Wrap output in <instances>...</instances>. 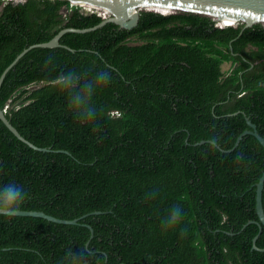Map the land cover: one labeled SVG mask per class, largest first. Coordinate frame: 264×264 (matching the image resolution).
Segmentation results:
<instances>
[{
    "label": "trees",
    "instance_id": "1",
    "mask_svg": "<svg viewBox=\"0 0 264 264\" xmlns=\"http://www.w3.org/2000/svg\"><path fill=\"white\" fill-rule=\"evenodd\" d=\"M101 19L68 0H0V74L29 44ZM60 42L75 50L32 47L1 82L11 123L52 149L29 146L0 119V186L27 193L21 209L79 219L0 215V264H59L69 248L85 249L90 264H264V249L252 247L264 147L247 133L224 150L249 128L246 116L264 136V26L142 9L131 28L111 21ZM230 57L241 64L223 77ZM69 70L81 83L101 71L112 77L93 97L91 122L67 109L56 83ZM177 204L184 218L165 231ZM255 243L264 247V225Z\"/></svg>",
    "mask_w": 264,
    "mask_h": 264
},
{
    "label": "water",
    "instance_id": "2",
    "mask_svg": "<svg viewBox=\"0 0 264 264\" xmlns=\"http://www.w3.org/2000/svg\"><path fill=\"white\" fill-rule=\"evenodd\" d=\"M70 5L73 0H68ZM87 2H95L100 3L102 6L106 5V8H103L102 13L99 15L102 16V19L94 25L86 26V27H74L67 26L60 28L51 38L45 41H39L35 43H31L28 46L24 47L12 60L8 63L5 68L2 70L0 74V85L1 82L6 75L7 71L17 62V60L23 56L30 48L36 46L42 47H55V46H63L69 50H75L73 47L63 44L60 42L61 36L67 31H76V32H84L96 29L107 22H115L122 27L131 28L135 26L138 22L139 12L142 9H150L163 14L172 13L177 10L183 11H192L197 13L206 14L212 17L213 20L219 23L223 22L224 17L226 19H234L233 23L228 25H237L239 22H243V28L246 26H250L256 22L261 23L264 26V0H87ZM79 5V4H78ZM81 5V4H80ZM148 5H151L148 6ZM169 6L170 9L168 12H162L156 10L153 6ZM232 17V18H230ZM227 26V25H226ZM0 119L2 122L17 136L20 140L27 143L29 146L39 149V150H51V147L47 146H39L34 142L27 139L24 135H22L19 130L11 123L9 118L7 117L5 110L0 108ZM246 121L249 125V128L244 129L235 139L234 145L231 148L224 150L233 149L242 138L244 134L251 133L253 134L263 145L264 147V136H262L257 128L256 124L251 121V119L246 116ZM204 139L199 140V142H204ZM212 141L213 140H208ZM219 146V145H218ZM69 153V151L65 150ZM264 185V171L260 175L259 179L255 183V213L257 216L256 222L258 226V230L253 236V248L256 249H264V247H258L255 243L256 238L258 237V233L260 231V226L264 225V212L262 208V189ZM94 212H100L99 210H95ZM15 215H34L41 216L48 220H52L55 222L62 223H76L78 221V217L75 218H62L56 215L45 212L44 210L39 209H21L19 208L15 213ZM85 216L82 215L81 217ZM252 221V220H250ZM92 231V227L88 225Z\"/></svg>",
    "mask_w": 264,
    "mask_h": 264
},
{
    "label": "clouds",
    "instance_id": "3",
    "mask_svg": "<svg viewBox=\"0 0 264 264\" xmlns=\"http://www.w3.org/2000/svg\"><path fill=\"white\" fill-rule=\"evenodd\" d=\"M51 57L45 61V67L48 66ZM95 63V62H93ZM87 71H92L89 66ZM112 77L107 72H97L90 79H84L80 82L79 74L69 70L66 74H61L56 78L61 91L67 93V109L75 114V117L81 121H93L97 118V112L94 108L93 97L98 90L103 89L111 81ZM27 193L18 187L15 183H8L0 186V215H11L15 213L23 204ZM148 197L154 198L155 193H149ZM183 209L180 205H174L168 215L161 221L165 231L176 228L183 220ZM184 229H181V235ZM59 264H90L86 258L85 249L77 254L69 248ZM94 264H103V257L94 261Z\"/></svg>",
    "mask_w": 264,
    "mask_h": 264
},
{
    "label": "bare ground",
    "instance_id": "4",
    "mask_svg": "<svg viewBox=\"0 0 264 264\" xmlns=\"http://www.w3.org/2000/svg\"><path fill=\"white\" fill-rule=\"evenodd\" d=\"M73 3L72 4H81L83 7H85L86 9H95L96 11H98L100 14H103L102 13V10H103V8H106L107 6L106 5H104V6H102L100 3H95V2H87V0H73L72 1ZM148 6H150L151 7V5H148ZM156 10H159V11H162V12H166V11H169V10H172V9H170L169 8V6H159V5H154L153 6ZM102 9V10H101ZM230 18H232V17H230ZM224 21L223 22H220L221 23V25H224V26H226V25H228V24H231V23H233V21H234V19H226L225 17H224V19H223Z\"/></svg>",
    "mask_w": 264,
    "mask_h": 264
},
{
    "label": "flooded vegetation",
    "instance_id": "5",
    "mask_svg": "<svg viewBox=\"0 0 264 264\" xmlns=\"http://www.w3.org/2000/svg\"><path fill=\"white\" fill-rule=\"evenodd\" d=\"M216 25H218V26H220L219 25V23L218 22H216ZM140 41H137V42H134V41H131L130 42V39L127 41V43H129V44H139V43H143V42H146V40L145 39H139ZM230 49L232 50V46L230 45ZM233 52V51H232ZM235 55L238 53V51L237 52H233ZM245 59V58H244ZM236 61H238V64L236 65L235 64V66H232L231 67V72L230 73H228V74H224V71H223V77H227V76H229L233 71H234V69L236 68V67H238L240 64H241V61L240 60H238L237 59V57L236 58H233V57H230L229 59H224L222 62H221V68H222V66H223V64L224 63H227V62H229L230 64H232V63H234V62H236ZM246 61H248L249 63H250V66H248V67H246V68H251V66L253 65V62L252 61H250V60H246ZM243 70H240L239 71V74L241 75V72H242ZM168 83H171L170 81H168ZM243 87V84L240 86V88H242Z\"/></svg>",
    "mask_w": 264,
    "mask_h": 264
},
{
    "label": "rangeland",
    "instance_id": "6",
    "mask_svg": "<svg viewBox=\"0 0 264 264\" xmlns=\"http://www.w3.org/2000/svg\"><path fill=\"white\" fill-rule=\"evenodd\" d=\"M75 6H79V8H80V10L81 11H83V12H85V13H91V12H98V11H96L95 9H86L85 7H83L82 5H75ZM131 41H134V42H137V41H140L139 39H137V38H135V37H132L131 39H130V42ZM235 64L237 65L238 64V61H236V62H234V63H232V64H230L229 62H227V63H224L223 64V66H222V70L224 71V74H228V73H230L231 72V67L232 66H235ZM31 86H33V85H31Z\"/></svg>",
    "mask_w": 264,
    "mask_h": 264
},
{
    "label": "built area",
    "instance_id": "7",
    "mask_svg": "<svg viewBox=\"0 0 264 264\" xmlns=\"http://www.w3.org/2000/svg\"><path fill=\"white\" fill-rule=\"evenodd\" d=\"M5 110V109H4Z\"/></svg>",
    "mask_w": 264,
    "mask_h": 264
}]
</instances>
